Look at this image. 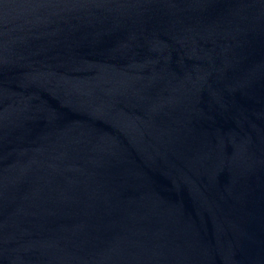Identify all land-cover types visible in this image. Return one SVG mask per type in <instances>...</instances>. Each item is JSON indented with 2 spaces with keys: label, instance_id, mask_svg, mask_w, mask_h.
<instances>
[{
  "label": "water",
  "instance_id": "obj_1",
  "mask_svg": "<svg viewBox=\"0 0 264 264\" xmlns=\"http://www.w3.org/2000/svg\"><path fill=\"white\" fill-rule=\"evenodd\" d=\"M0 264H264V0H0Z\"/></svg>",
  "mask_w": 264,
  "mask_h": 264
}]
</instances>
